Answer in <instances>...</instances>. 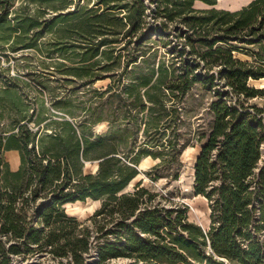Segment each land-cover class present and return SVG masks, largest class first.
I'll list each match as a JSON object with an SVG mask.
<instances>
[{
    "label": "trees",
    "instance_id": "obj_1",
    "mask_svg": "<svg viewBox=\"0 0 264 264\" xmlns=\"http://www.w3.org/2000/svg\"><path fill=\"white\" fill-rule=\"evenodd\" d=\"M217 3L0 0V264H85L94 245L97 264H264V105L250 104L264 97L250 85L264 79V0ZM194 141L208 229L143 179L130 189L145 158L152 181L180 180ZM88 200L101 206L85 222L67 213Z\"/></svg>",
    "mask_w": 264,
    "mask_h": 264
},
{
    "label": "rangeland",
    "instance_id": "obj_2",
    "mask_svg": "<svg viewBox=\"0 0 264 264\" xmlns=\"http://www.w3.org/2000/svg\"><path fill=\"white\" fill-rule=\"evenodd\" d=\"M253 0H219L217 7L218 8H226L228 10H235L239 9L241 7H244L245 5L249 4ZM235 3V4H234ZM196 7L199 9L201 8H207L205 4L202 2H197ZM154 38H157V35H155ZM170 40H172V43L170 46H168V49H172L177 43L178 39L175 37H169ZM181 48V47H179ZM259 46H254L253 49H258ZM174 56V55H172ZM237 58H240L242 60H251L250 57L242 55V54H236ZM188 59V58H187ZM191 64L193 62L191 61ZM201 70V69H200ZM199 70V71H200ZM110 82L109 79L101 80L97 82L94 87L101 88L106 87L107 84ZM264 84V79L262 82ZM250 85L253 87H256L258 89H264V86L260 85L259 83H256L255 81H250ZM222 91H225V89H222ZM199 92V90H197ZM212 94L208 93L206 94V97H211ZM233 103H235L234 100L229 99ZM189 104H192L194 106H198L202 102V97H199L197 94L196 99L189 98L188 99ZM250 104L256 105V106H263L264 105V97H259L257 99H253L250 101ZM199 112L197 111V114ZM194 114H192L191 117V123L192 127L196 129L200 124L205 125L206 129L210 128V124L212 123V118L206 116V123L204 120L200 121L197 120ZM194 115V116H193ZM104 131V126H97L96 132H102ZM201 143L194 141V146L189 147L183 154V162H184V168L182 170L181 178L178 181H175L173 183L167 184L165 180H161L159 182L152 181L147 175L146 172H148L155 164L156 161H154L152 158H145L140 163L139 167L141 169L140 176L131 184L130 189L132 186H134L137 182H139L141 179L144 180V185L149 187L152 190L163 192L164 194H169V197L172 198L175 202L179 204H187L190 207L189 217L190 220L195 222L198 225L203 226L205 229H208L210 225V217H209V208H208V202L205 198L200 196H195L193 192V170L195 165V160L200 153ZM5 158L7 161H9L12 169H16V161L20 160V155L16 153L15 151H10L5 153ZM98 168V163H87L85 171L88 173H95ZM166 205H171L169 202H165ZM101 206L100 201H93L88 200L86 202H76L71 203L66 206L67 213L72 216L76 217L78 221L81 223L85 222L89 217H91L94 212ZM98 246L94 245L91 253L86 257L85 264H97L98 263ZM93 261H90V260ZM12 264H73L67 259L60 260L56 258L54 255L50 254L49 252H41L37 253L35 256L28 258L27 260L19 259L14 257ZM107 264H131V261L126 258H118L113 259L111 261H107Z\"/></svg>",
    "mask_w": 264,
    "mask_h": 264
},
{
    "label": "crops",
    "instance_id": "obj_3",
    "mask_svg": "<svg viewBox=\"0 0 264 264\" xmlns=\"http://www.w3.org/2000/svg\"><path fill=\"white\" fill-rule=\"evenodd\" d=\"M219 1V0H218ZM218 4V3H217ZM248 5V4H247ZM247 5H245V6H247ZM216 7H217V5H216ZM198 8V7H197ZM218 8V7H217ZM243 7H241V8H239V9H235V10H231V11H237V10H240V9H242ZM218 9H225V10H228V9H226V8H218ZM12 151H15V150H12ZM8 152H10V151H8ZM16 153H18L19 154V152L18 151H15ZM16 166H17V168L16 169H12V170H17L18 168H19V166H20V160H17L16 161ZM12 168V167H11Z\"/></svg>",
    "mask_w": 264,
    "mask_h": 264
},
{
    "label": "bare ground",
    "instance_id": "obj_4",
    "mask_svg": "<svg viewBox=\"0 0 264 264\" xmlns=\"http://www.w3.org/2000/svg\"><path fill=\"white\" fill-rule=\"evenodd\" d=\"M234 4H235V3H234ZM262 80H263V79H261V80H252V81H255L256 83H259L260 85L264 86L263 83H260V82H262ZM193 173H194V170H193ZM90 261H93V260L91 259Z\"/></svg>",
    "mask_w": 264,
    "mask_h": 264
},
{
    "label": "water",
    "instance_id": "obj_5",
    "mask_svg": "<svg viewBox=\"0 0 264 264\" xmlns=\"http://www.w3.org/2000/svg\"><path fill=\"white\" fill-rule=\"evenodd\" d=\"M139 171H141L140 167L138 168Z\"/></svg>",
    "mask_w": 264,
    "mask_h": 264
}]
</instances>
